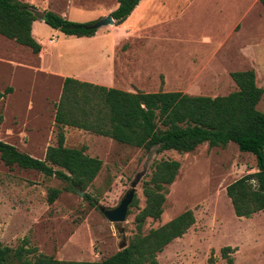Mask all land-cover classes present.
Returning a JSON list of instances; mask_svg holds the SVG:
<instances>
[{"label":"rangeland","instance_id":"374dc122","mask_svg":"<svg viewBox=\"0 0 264 264\" xmlns=\"http://www.w3.org/2000/svg\"><path fill=\"white\" fill-rule=\"evenodd\" d=\"M19 1L35 8L39 20L33 37L43 49L36 55L0 35V91L14 90L0 102V142L35 159L44 160L58 145L56 105L66 78L130 92H177L201 68L198 95L215 98L237 91L232 72L254 70L264 89L261 0H143L124 24L103 27L92 38L65 36L42 18L54 12L75 23L96 24L118 9L119 0ZM258 109L264 113V99ZM64 133L67 147H87L88 156L103 162L84 197L54 177L7 167L0 155V243L35 250L8 264L35 262L39 256L97 262L120 252L122 244L129 246L137 234L136 217L146 206L144 184L161 161H178L181 170L162 218L147 220L144 234L188 210L196 223L158 254L160 264H264V212L239 218L227 196L232 183L258 171L252 154L234 143L204 144L189 154L146 152L74 128L65 127ZM138 178L126 222H109L100 208L119 207ZM54 188L62 194L50 205ZM229 247L234 251L225 255Z\"/></svg>","mask_w":264,"mask_h":264},{"label":"trees","instance_id":"16d2710c","mask_svg":"<svg viewBox=\"0 0 264 264\" xmlns=\"http://www.w3.org/2000/svg\"><path fill=\"white\" fill-rule=\"evenodd\" d=\"M142 1L119 0L118 9L111 14L115 25L124 24ZM261 1L264 5V0ZM44 16L47 25L68 37L92 38L97 33L88 29L93 23H75L54 12H45ZM38 20L33 6L19 0H0V35L36 55L43 49L33 37V24ZM231 77L237 91L215 98L182 92L131 93L66 78L56 105L58 145L50 147L45 159L39 160L0 142L1 159L7 167L36 171L66 183L71 192H84L99 176L103 162L88 156L87 147H67L65 127L146 152L156 149L158 153L189 154L204 144L210 148H226L234 143L240 152L252 154L257 160V172L227 188L236 216L251 219L264 212V113L258 109L264 99V89L258 86L254 70L235 72ZM13 91L12 88L0 91V102ZM180 170L178 161H161L154 166L151 180L143 187L146 206L136 217L137 234L124 250L97 262H64L39 256L35 262L25 264H160L158 254L186 235L196 223L194 212L188 210L158 229L143 232L147 220L162 218L169 188L176 182ZM61 194L60 189H50L49 204H54ZM86 199L95 204L90 196ZM228 251L234 250L230 247L223 250L225 255ZM33 252L25 247L13 250L0 243V264H8L13 259L22 261L26 254Z\"/></svg>","mask_w":264,"mask_h":264},{"label":"water","instance_id":"95a60500","mask_svg":"<svg viewBox=\"0 0 264 264\" xmlns=\"http://www.w3.org/2000/svg\"><path fill=\"white\" fill-rule=\"evenodd\" d=\"M46 20V17H43V21ZM106 26H115V20L112 18V16H108L107 18L100 20L93 26L89 27L88 29H93L98 31L99 29L106 27ZM140 178L136 180V182L133 184L132 190L126 195V197L123 199L119 207L116 209H106L101 207L100 210L103 213V215L107 218V220L114 224H120L124 223L127 220L128 213H129V207L132 204L134 198H135V191L136 186L140 182ZM79 194L84 197V192L79 191ZM121 251L126 248V244L121 245Z\"/></svg>","mask_w":264,"mask_h":264},{"label":"crops","instance_id":"0c3cea01","mask_svg":"<svg viewBox=\"0 0 264 264\" xmlns=\"http://www.w3.org/2000/svg\"><path fill=\"white\" fill-rule=\"evenodd\" d=\"M140 6H141V4H140ZM139 6V7H140ZM138 7V8H139ZM137 8V9H138ZM136 9V10H137ZM135 13V12H134ZM133 13V14H134ZM217 70V69H216ZM197 71H199L200 72V74L197 72V74L196 73H194L193 75L195 76L193 79H191L189 82L188 81H186V82H183L182 83V85H178V86H182L181 87V89L179 90V91H177V92H182V93H184V94H187V95H191V96H201V95H198L199 93H198V88H196V85H197V82L199 81V79H200V77H203L202 75V73H201V68L199 69V70H197ZM203 71V70H202ZM240 72H243V71H240ZM232 73H235V72H232ZM165 75V74H164ZM166 77V76H165ZM215 78L217 79V78H219V75H218V73L216 74V76H215ZM166 83H167V78H166ZM167 87V86H166ZM202 90H200V92H201ZM126 92H130V91H126ZM160 92V91H159ZM164 92H167V90H165ZM131 93H136V92H134V91H132ZM145 93H147V92H145Z\"/></svg>","mask_w":264,"mask_h":264}]
</instances>
